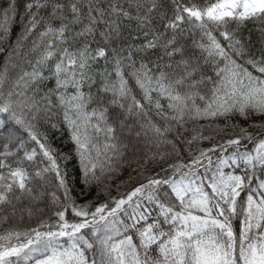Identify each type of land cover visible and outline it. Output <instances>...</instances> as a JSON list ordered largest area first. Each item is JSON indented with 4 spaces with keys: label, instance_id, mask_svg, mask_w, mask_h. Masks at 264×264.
<instances>
[{
    "label": "snow or ice",
    "instance_id": "snow-or-ice-1",
    "mask_svg": "<svg viewBox=\"0 0 264 264\" xmlns=\"http://www.w3.org/2000/svg\"><path fill=\"white\" fill-rule=\"evenodd\" d=\"M0 264H264V0H0Z\"/></svg>",
    "mask_w": 264,
    "mask_h": 264
},
{
    "label": "trees",
    "instance_id": "trees-1",
    "mask_svg": "<svg viewBox=\"0 0 264 264\" xmlns=\"http://www.w3.org/2000/svg\"><path fill=\"white\" fill-rule=\"evenodd\" d=\"M17 31H19L18 23L16 25H14L13 28H12V37H13V39L15 38V33Z\"/></svg>",
    "mask_w": 264,
    "mask_h": 264
}]
</instances>
